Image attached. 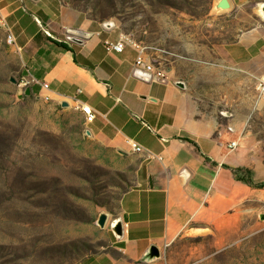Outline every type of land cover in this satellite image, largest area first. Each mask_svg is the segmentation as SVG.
Listing matches in <instances>:
<instances>
[{
    "label": "crops",
    "instance_id": "0c3cea01",
    "mask_svg": "<svg viewBox=\"0 0 264 264\" xmlns=\"http://www.w3.org/2000/svg\"><path fill=\"white\" fill-rule=\"evenodd\" d=\"M228 2L219 15L241 24L234 42L210 51L214 58L176 60L167 83H147L132 75L134 49L107 51L106 42L121 33L76 25L58 0H0V18L15 37L10 46L24 63L22 82L83 118L84 158L132 175L108 228L110 249L92 263L160 264L152 248L161 252L185 230L226 220L251 189L226 167L248 168L239 146L247 138L249 87L264 75V0ZM69 30L81 42L66 41ZM0 34L6 39L8 30L0 27ZM55 42L74 46L75 54ZM82 105L95 112L93 122L85 121Z\"/></svg>",
    "mask_w": 264,
    "mask_h": 264
},
{
    "label": "rangeland",
    "instance_id": "374dc122",
    "mask_svg": "<svg viewBox=\"0 0 264 264\" xmlns=\"http://www.w3.org/2000/svg\"><path fill=\"white\" fill-rule=\"evenodd\" d=\"M58 1L76 25L110 30L112 23L111 30L168 51L167 68L179 59L214 58L208 53L234 42L241 30L236 19L219 15L216 0ZM24 71L19 52L0 34V264H94L110 249L108 228L132 175L84 158L83 118L44 100L33 85L22 86ZM249 95L247 138L239 148L255 181L263 182L264 105L255 84ZM11 196L18 199L7 202ZM156 258L160 264H264V189H249L211 228L183 231Z\"/></svg>",
    "mask_w": 264,
    "mask_h": 264
},
{
    "label": "built area",
    "instance_id": "2783aa9c",
    "mask_svg": "<svg viewBox=\"0 0 264 264\" xmlns=\"http://www.w3.org/2000/svg\"><path fill=\"white\" fill-rule=\"evenodd\" d=\"M113 25L114 24L112 23L107 24V29L113 28ZM0 27L8 30L9 41H6V43L9 45H14L15 37L11 33L10 27L5 18H0ZM68 32L70 33V30ZM74 36V42H81L80 33H76ZM127 46H130L137 52L134 69L132 72L134 78L147 83L168 82V68L166 65V61L167 57L171 55L168 51L155 46L142 45L141 43L136 42L135 40H132L131 38L123 34L115 43L106 42V49L108 52L112 51L116 53H123ZM149 51H155L153 54H156L157 56L154 57L153 54L149 53ZM21 84L22 86H26L27 84H29V82H21ZM44 88H48V85L44 84ZM255 90L257 93L258 103H262L264 105V75H261L257 78ZM82 107H85L88 111L89 123L93 122L96 118L95 112L89 106L82 105ZM131 145L134 151L144 150V148L136 142H131ZM237 146V143L231 142V144L229 145V149L234 150Z\"/></svg>",
    "mask_w": 264,
    "mask_h": 264
},
{
    "label": "trees",
    "instance_id": "16d2710c",
    "mask_svg": "<svg viewBox=\"0 0 264 264\" xmlns=\"http://www.w3.org/2000/svg\"><path fill=\"white\" fill-rule=\"evenodd\" d=\"M6 40V39H5ZM57 46L61 47L64 50H68V51H72L75 54V50L76 48L73 47H69L67 44H65L64 42H55ZM76 63L78 65L81 66V64L78 62L77 58L75 57ZM226 167V166H225ZM228 170H230V172L232 173L234 179L238 182H241L243 184H245L246 186H248L251 189H264V181L263 182H257L255 181L254 177H253V172L246 167H226ZM12 191H10V195H12ZM14 199H18V196L15 197H9L7 202H12ZM0 205H4V202H2Z\"/></svg>",
    "mask_w": 264,
    "mask_h": 264
},
{
    "label": "water",
    "instance_id": "95a60500",
    "mask_svg": "<svg viewBox=\"0 0 264 264\" xmlns=\"http://www.w3.org/2000/svg\"><path fill=\"white\" fill-rule=\"evenodd\" d=\"M216 8L220 9V10H227V9L230 8V4H229L228 0H219L218 3L216 4ZM262 11L264 13V8L262 9ZM181 84H183V83H181ZM30 94H31V90H30V88H27L25 90V95L29 96ZM64 106H66V104ZM105 221H106V215H102L100 217V219H99V225L103 226ZM114 232L117 235H121V233H122L121 226L120 225L115 226L114 227ZM151 253H152V255H155V256H159L160 255V252L156 248H152L151 249Z\"/></svg>",
    "mask_w": 264,
    "mask_h": 264
},
{
    "label": "bare ground",
    "instance_id": "6f19581e",
    "mask_svg": "<svg viewBox=\"0 0 264 264\" xmlns=\"http://www.w3.org/2000/svg\"><path fill=\"white\" fill-rule=\"evenodd\" d=\"M6 41H9V34H7V36H6ZM262 103H260V105H261ZM81 109H82V111L84 112V114H85V121L86 122H89V115H88V111H87V109L85 108V107H82L81 106ZM136 152H142V151H136Z\"/></svg>",
    "mask_w": 264,
    "mask_h": 264
}]
</instances>
